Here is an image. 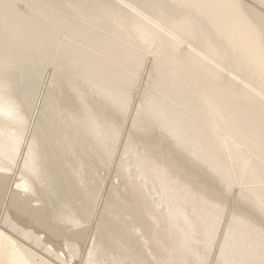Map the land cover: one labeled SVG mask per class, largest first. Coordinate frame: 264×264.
I'll return each mask as SVG.
<instances>
[{"label": "bare ground", "instance_id": "bare-ground-1", "mask_svg": "<svg viewBox=\"0 0 264 264\" xmlns=\"http://www.w3.org/2000/svg\"><path fill=\"white\" fill-rule=\"evenodd\" d=\"M0 264H264V0H0Z\"/></svg>", "mask_w": 264, "mask_h": 264}, {"label": "rangeland", "instance_id": "rangeland-1", "mask_svg": "<svg viewBox=\"0 0 264 264\" xmlns=\"http://www.w3.org/2000/svg\"><path fill=\"white\" fill-rule=\"evenodd\" d=\"M146 70H143L141 73H140V77H139V80H138V83L136 84V87H135V90H134V97L135 98H137L138 97V95H137V92H141V90L143 89V85L146 83L145 81H146V78H147V73L145 72ZM145 73V74H144ZM145 80V81H144ZM139 85H140V88H139ZM139 88V89H138ZM61 106H58L56 109H55V111H56V113L54 114L55 115V121H56V123H57V120L59 121V124L61 125V127L62 128H64L65 130L64 131H69V126H70V128L72 127V125L74 124L72 121H70L71 120V118L70 117H68V110H67V108L66 107H64V106H62L61 108H60ZM57 109H58V111H57ZM59 110H61V111H59ZM66 110V111H65ZM54 111V112H55ZM60 112V113H59ZM64 112V114H62ZM58 113L59 114H61V115H59L60 117L61 116H64V117H62V120H60V118H59V116H58ZM66 117H68V118H66ZM64 118V119H63ZM57 119V120H56ZM67 121H66V120ZM69 119V120H68ZM54 121V122H55ZM62 121H63V123H62ZM68 122V124L66 123V122ZM66 123V124H65ZM58 125V124H57ZM68 129V130H67Z\"/></svg>", "mask_w": 264, "mask_h": 264}]
</instances>
